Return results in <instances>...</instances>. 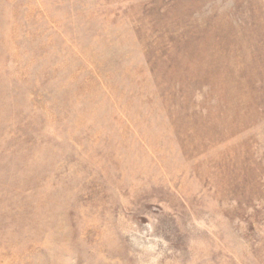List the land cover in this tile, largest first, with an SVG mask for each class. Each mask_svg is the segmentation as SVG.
<instances>
[{
	"label": "rangeland",
	"instance_id": "1",
	"mask_svg": "<svg viewBox=\"0 0 264 264\" xmlns=\"http://www.w3.org/2000/svg\"><path fill=\"white\" fill-rule=\"evenodd\" d=\"M0 264H264V0H0Z\"/></svg>",
	"mask_w": 264,
	"mask_h": 264
}]
</instances>
